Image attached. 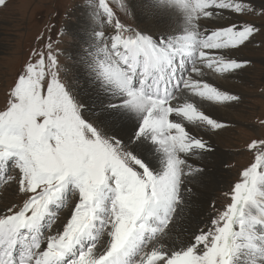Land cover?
<instances>
[{"label": "snow or ice", "instance_id": "obj_1", "mask_svg": "<svg viewBox=\"0 0 264 264\" xmlns=\"http://www.w3.org/2000/svg\"><path fill=\"white\" fill-rule=\"evenodd\" d=\"M86 2L84 94L50 41L0 108V185L19 197L0 206V264H264V139L223 210L201 216L196 187L213 147L194 132L228 127L204 102L240 100L208 77L249 63L253 0Z\"/></svg>", "mask_w": 264, "mask_h": 264}, {"label": "rangeland", "instance_id": "obj_2", "mask_svg": "<svg viewBox=\"0 0 264 264\" xmlns=\"http://www.w3.org/2000/svg\"><path fill=\"white\" fill-rule=\"evenodd\" d=\"M253 2L257 13L243 19L260 25L264 23V18L259 15V5L264 0ZM89 11L86 0H6V6H0V108L4 106L9 86L22 65L31 57L32 51H46L45 46L50 41L58 50L62 80L80 94L83 77L75 72V64L80 60L81 49L87 45L81 38V31L70 27L77 25L79 19L87 21ZM225 16H229L227 11ZM130 23L142 22L134 18ZM235 55L249 61L243 70L229 73L232 74L230 76L212 73L220 78L217 83L222 84L226 80L234 82L237 88L228 92L239 96L240 100L224 103L229 109V117L224 118L228 127L219 130L220 133L212 138L219 153L226 151L231 156L222 161L218 152L210 154L211 162L220 164L224 170L219 173L218 180L223 182L219 187L217 178L206 174V179L211 183L206 206L208 218L213 206L223 210L231 202V189L241 179L240 173L254 162L255 153L247 145L253 139H264V124H261L264 121V34L257 35L253 43ZM14 174L8 172V175ZM18 198L14 188L0 185V206ZM57 215L63 217L64 210H57Z\"/></svg>", "mask_w": 264, "mask_h": 264}, {"label": "bare ground", "instance_id": "obj_3", "mask_svg": "<svg viewBox=\"0 0 264 264\" xmlns=\"http://www.w3.org/2000/svg\"><path fill=\"white\" fill-rule=\"evenodd\" d=\"M85 22H86L85 19H83V21L81 19H79L78 24L77 25L73 24L74 26H71L70 28L73 29L75 27V29L80 31L82 26L85 25ZM150 24H151L150 27H152L153 31H160L164 28V23H162V22L152 21ZM81 38H82V36H81ZM69 69H71V68H69ZM75 72L80 74V75H82V73H83V65L81 64L80 60L76 61ZM230 75H232V74H227V76H230ZM209 76L211 79V81H209V82L213 83L214 86H217L218 88H220L223 91L235 90V88H237V85L234 84V82L226 80V81H223L222 84H220V83H217V81L220 80L219 77L214 76L212 73ZM82 77H83V75H82ZM79 92L81 95H83L84 94V88L83 87L79 88ZM216 104L213 102H204L203 106H204V109L206 110L207 113L211 114L214 118H217V119L225 122L226 119H224V118L229 117V109L226 108L227 105L224 103H221L219 106H217ZM219 133H220V131H217L215 134H204L203 132H194V134L203 135L204 138L209 141V143L213 147V152L214 151L218 152V148L216 147V144H214L212 138H215L214 136L218 135ZM210 154L207 156V158L205 160L200 161V163L206 165L207 171L203 177L197 178V179L201 180L202 183L196 185L197 190H198L199 205H200L199 214L201 216H205V217H208V215H209L208 211L206 210V206H207V203L209 202V194H210V189H211V183L206 179L207 178L206 174H210L212 176H215L218 180V177L220 176L219 173L222 170H224L220 164H215V163L213 164V162H211ZM218 154L222 157V159H223L222 161L229 159L231 156L226 151H222L221 153L218 152ZM222 183H223L222 181L218 180L217 186L218 187L222 186L221 185Z\"/></svg>", "mask_w": 264, "mask_h": 264}]
</instances>
